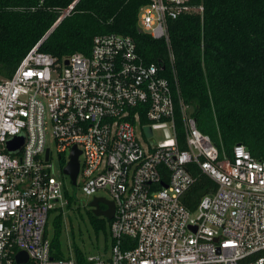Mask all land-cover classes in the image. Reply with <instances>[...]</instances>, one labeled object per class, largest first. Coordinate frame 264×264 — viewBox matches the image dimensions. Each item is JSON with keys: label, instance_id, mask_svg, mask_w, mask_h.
<instances>
[{"label": "built area", "instance_id": "2783aa9c", "mask_svg": "<svg viewBox=\"0 0 264 264\" xmlns=\"http://www.w3.org/2000/svg\"><path fill=\"white\" fill-rule=\"evenodd\" d=\"M192 11L204 7L151 0L139 10L143 31L167 43L174 73L169 20ZM41 42L0 80V264H264V161L241 143L231 155L220 149L131 36L99 34L90 55L62 61ZM51 145L63 170L73 147L81 150L82 190H107L115 203L111 246L82 263L54 258L45 235L50 212L68 204ZM196 167L217 187L192 211L183 196ZM20 251L27 262L17 261Z\"/></svg>", "mask_w": 264, "mask_h": 264}, {"label": "trees", "instance_id": "16d2710c", "mask_svg": "<svg viewBox=\"0 0 264 264\" xmlns=\"http://www.w3.org/2000/svg\"><path fill=\"white\" fill-rule=\"evenodd\" d=\"M75 0H0V80L13 74L27 52L42 40L39 50L58 61L74 53L90 55L99 34L131 36L146 63L158 64L161 74L173 84L190 107L198 128L231 155L241 143L264 161V0H193L204 11H192L169 20L174 70L168 45L139 31L140 8L151 0H77L74 8L47 32ZM47 34V36H46ZM179 106L176 108L178 135L183 137ZM196 182L183 196L184 204L195 210L200 199L215 191L216 183L199 168ZM66 187L67 210L83 216L75 186ZM64 208L50 212L45 235L51 241L54 258L71 254L81 263L89 252L75 240L73 252L66 253L62 235L66 230ZM95 233L102 232L111 246V219L86 211Z\"/></svg>", "mask_w": 264, "mask_h": 264}, {"label": "rangeland", "instance_id": "374dc122", "mask_svg": "<svg viewBox=\"0 0 264 264\" xmlns=\"http://www.w3.org/2000/svg\"><path fill=\"white\" fill-rule=\"evenodd\" d=\"M156 134V132H155ZM52 148V156H53V162L57 171V175L61 177H65L66 184L69 188L72 187L71 178L68 174L63 173V163L59 160L58 154L55 151V148L53 145H51ZM79 178L77 176L76 182L72 183L75 188V195L77 197V203L76 206H78L81 210V213L83 216H80V214L75 211L73 208L70 210H67V208H64V220H65V226L66 230L62 235V244L63 248L66 253L70 254L73 252L72 248V241L73 236L69 233V227L71 224L74 227V236L75 240L80 246L85 249L89 254H99L103 252L104 247L106 245L105 237L102 232H99L98 234L95 233L93 227L91 226L86 211L88 209H92L89 202L92 200L94 196H104L108 199H110V194L107 190L100 189L95 194H86L83 190L81 185H79L78 182ZM71 232V231H70Z\"/></svg>", "mask_w": 264, "mask_h": 264}, {"label": "water", "instance_id": "95a60500", "mask_svg": "<svg viewBox=\"0 0 264 264\" xmlns=\"http://www.w3.org/2000/svg\"><path fill=\"white\" fill-rule=\"evenodd\" d=\"M139 31L143 32V29L139 27ZM65 63L66 64L68 63V59L65 61ZM21 145H22V140H20L19 142L12 141L9 143V146L12 149L19 148ZM80 154H81V150H79L76 146H74L71 151V159L63 170L65 174H68L70 176L72 183L76 182V178L79 173ZM89 204L92 207V211L95 215L104 216L107 219L113 218L115 212V203L113 200L104 197L94 196L92 200L89 202ZM101 204H105L106 208H102ZM16 257L19 263H25L28 260V255L25 251H20Z\"/></svg>", "mask_w": 264, "mask_h": 264}, {"label": "flooded vegetation", "instance_id": "af4514ba", "mask_svg": "<svg viewBox=\"0 0 264 264\" xmlns=\"http://www.w3.org/2000/svg\"><path fill=\"white\" fill-rule=\"evenodd\" d=\"M102 208H106V205L105 204H101Z\"/></svg>", "mask_w": 264, "mask_h": 264}]
</instances>
